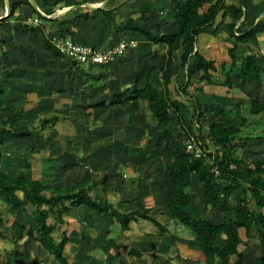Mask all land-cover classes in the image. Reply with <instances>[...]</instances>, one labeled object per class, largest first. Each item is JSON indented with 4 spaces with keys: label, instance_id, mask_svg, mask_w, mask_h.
Here are the masks:
<instances>
[{
    "label": "trees",
    "instance_id": "obj_1",
    "mask_svg": "<svg viewBox=\"0 0 264 264\" xmlns=\"http://www.w3.org/2000/svg\"><path fill=\"white\" fill-rule=\"evenodd\" d=\"M52 1L44 0L47 4ZM102 1L104 0H82L68 5ZM20 5L21 3L10 2L8 16H13ZM246 7L247 0H237L232 3H228V0L177 1L174 12L179 31L175 33H165L160 28L153 32L147 25L139 26L133 18H130L120 29L140 32L152 43L165 44L166 56L160 64L148 66L142 64L131 85L128 84L123 90L118 89L112 99L90 103L88 105L90 110L86 114L87 117H91L94 108L125 105L130 101L142 100L145 103L144 111L151 126L150 131L154 132V135L147 137L145 146L137 147V150L139 153L145 152L143 153L145 160L152 155H156L159 161L165 160L162 168L167 177L163 179L166 185L162 182L163 187L167 188L164 213L169 219L188 228L190 238L187 240L197 242L205 256V264H246L245 255L240 249L244 241L240 233L242 228L247 237L244 244L249 242L254 233L264 241V158L246 160L240 152L241 149L236 147L239 141L252 138L264 139V133L256 137L242 135L243 129L249 125L253 116L260 113L264 115V103L260 98H253L249 102L250 106L244 108L240 123L234 124L226 116L235 115L241 107L240 103L230 104V109L223 104L221 114L225 118H213L215 116L213 108H207L199 96L191 91L193 88L202 94L205 84L232 89L236 75L249 82L261 81L264 66L260 65L259 55L253 48L258 42L257 25L246 28V20L243 18ZM35 11L42 17L38 10ZM220 17L222 21L226 19L224 32L233 42L228 47L230 60L222 62L224 78L217 82L214 76L218 70L216 61L201 52L197 42L198 37L207 28L214 26ZM76 18L83 21L103 18L99 25L103 28L112 19L110 10L104 6L91 12L81 13ZM44 20L48 18L43 17L42 21ZM59 22L62 25V32H65L63 27L68 20H59ZM25 27L31 29L33 33L37 32L35 26L28 24ZM43 40L45 46L55 55L69 61L67 73L73 66L79 64L67 58L45 34ZM112 45L94 44L93 46L106 49ZM242 45H246L247 48L245 53L240 55ZM178 71L182 72V80L173 88L174 78L179 76ZM86 78L89 90H97L104 84L102 74L88 72ZM3 94L5 90L0 88V103ZM175 94L188 97L190 104L179 99ZM184 109L187 110L186 114ZM20 116L21 110L0 115V201L12 210L30 212L34 222V224H23L17 220L13 221V229L20 228L17 240L26 238L28 241L39 242L49 254L53 255L55 261L69 264L65 249L71 237L67 231H63L59 238L56 233L59 229L58 225L65 224V216L70 215L72 209L80 207H86L100 217L108 215L110 226L106 230V240L98 244L109 255L112 254L109 253L108 246L116 252L122 246L116 238L118 236L113 235L116 223L124 232L131 229L132 222L145 219L159 227L160 234L168 231L155 216L158 210L155 209L156 213H152L151 208L145 203V198L141 197L137 200L138 209L121 210L107 196H102L98 192L99 180L85 179L72 185L62 186L8 173L3 169L7 141L28 139L35 133L34 130L29 131L28 127L16 126ZM208 119H211L209 123L206 122ZM261 119L264 120V117ZM40 121L41 131L47 128L53 129L58 116L41 118ZM31 125L34 127L33 124ZM196 132L200 140L210 139L215 147V154L211 153V155L215 165L220 169L218 175L207 167L206 158L192 160L186 151L187 138ZM47 149L45 145H33L31 153ZM121 159V162L127 161L124 157ZM145 176L148 180L153 178L150 173ZM194 179L200 186V201L194 196ZM134 202V200H126V204L130 206ZM210 208L223 215L222 221L207 216L206 212ZM0 237H3L1 232ZM83 239L88 244L93 242V239L86 235ZM106 243L107 246L104 247ZM142 246L143 249L148 248ZM155 248L156 246L151 245L145 250L152 251ZM132 254L143 257V251L139 249L133 250ZM258 260L260 264H264V253Z\"/></svg>",
    "mask_w": 264,
    "mask_h": 264
},
{
    "label": "crops",
    "instance_id": "obj_2",
    "mask_svg": "<svg viewBox=\"0 0 264 264\" xmlns=\"http://www.w3.org/2000/svg\"><path fill=\"white\" fill-rule=\"evenodd\" d=\"M34 1L37 3L38 12L42 17L37 15L35 11L37 9L32 4V0H0V88L5 90V94L1 97L0 115H8L16 110H21V116L16 126L28 128L32 127L31 124L36 127L35 123L37 121L41 126V118L58 116L55 127L51 129L53 130L52 132L48 134L45 133L44 135L43 132L39 130V138L41 140H51L52 137H54L53 140L56 142H60L61 138L56 130V125L61 120L70 119L76 131L71 135L65 136L64 142L80 143L85 149H87L86 144L89 142L87 139H97L102 142L103 138H107L111 135L113 145H106V148L111 149L110 151H112L114 155L117 154L120 162L122 160L121 158L124 157L126 160L128 155L131 156V154L133 155L136 153L135 156H132L133 158L129 159H142V165L138 170H141V168L145 170L150 165H156L152 172H156L157 177L155 176L148 180L150 182H148L149 184H147L145 180L139 183L137 187L142 188L144 192L141 191L140 197H136V199L133 196L127 199L135 201L131 206L136 205L137 207L136 202L141 197L145 198L146 203V199L149 197L161 196L162 199L154 198V202L158 201L166 208L165 201L167 199L164 200L163 195L165 196L167 188L163 187L162 182L166 185V181L164 180L167 177L164 174V169L161 171L158 170L159 160L157 156L152 155L149 159L145 160L143 155L145 152L140 151L139 153L137 149L135 152H131L130 148L125 149L122 146V144H127L129 147L130 142H128V138L130 137V141H132L133 134H137L135 132H138L140 135L138 141H141L140 144L144 138L154 135V132L150 131L151 126L148 122V117H146L147 114H144L146 121L142 119L137 121V118L134 120L135 126H131L137 127L138 131L135 130L133 132H124L122 126L126 124L127 121H123L121 125L119 120H115L114 117V113H117V111L119 117V110L122 109L125 111L124 108L132 113H143L145 103L142 102V100L130 101L125 105H115L109 108H94L92 109L91 117H87L86 114L90 110L88 109L90 103L104 99H112L118 89L123 90L126 85H131L142 64L147 66L150 64H160L166 56L167 46L165 44L152 43L148 41L142 33L133 32L130 29L121 30L120 27L127 24L130 18H133L137 25H147L153 32H156L158 28L165 33L178 32L179 26L175 21L174 8L176 2L182 0H104L106 1L104 7L110 10L112 17V19L107 22L105 28L99 26L103 18H93L87 21H83L82 19L77 20L76 18V16L81 13L91 12L93 9L98 8L96 6L103 4L104 1L74 4L70 6L68 5L69 3L80 2L82 0H53L49 4L45 3L44 0ZM236 1L237 0H228V3ZM10 2L21 3L11 17L8 16L10 14ZM83 6H90L92 9L83 11ZM43 17L48 18V20L42 21ZM243 18L246 20V28L257 25L256 35L258 42L255 43L253 48L259 55L260 65L264 66V0H247V7ZM36 19H40L41 22L35 24L34 21ZM64 19L68 20V22L63 27L65 32H62V25L59 20L61 21ZM221 19L222 17H220L214 26L207 28L205 32L201 34V49L205 51L208 58H212L216 61L218 67L217 72L214 73L215 79L217 78L216 73L219 72L218 75L224 78L222 61L230 60V58H227V56L229 57L228 47H230L233 42L232 38L228 37L224 32V23L226 19L224 21ZM28 24L37 27V32L33 33L31 29L25 27V25ZM43 34L49 37L55 44L57 42L69 40L89 45L100 44L102 46L126 42L128 43V47L122 54L118 55L108 64L92 65L79 63L73 66L70 72L67 73L69 61L55 55L45 46ZM224 46L226 47V58H223L225 54L223 50L220 49ZM246 48V45L241 46L240 55L245 53ZM88 72L103 75L104 84L99 89L89 90L87 88L86 74ZM237 76L238 75L234 76V82H237L236 87L242 92V96H247L246 101L249 103L254 98H252V94L257 92L261 88V85H264V74L262 75L261 81L258 83L249 82L245 79L242 80ZM216 80L217 82L222 81ZM212 85L214 86L215 84H205L203 87L204 92L197 95L199 98L203 95L205 100L202 103H205L207 108H213V111H215V116L213 118H225L221 114L223 111L221 106L225 104L228 106L227 109H230V104H241L243 100H240L237 96L234 97L232 101H229L228 97L219 96L224 99L220 100L216 98V96L214 97L215 92L214 94L210 93ZM31 95L35 96L33 101H31L32 99L30 98ZM213 98L215 101H213ZM263 98L264 97H260L261 101L264 103V100H262ZM28 104L30 105L29 107H27ZM240 108L236 111L235 115L226 116L234 124H236L235 119H239L240 123L242 115V113H240ZM132 113H126L127 119L130 122L133 120ZM62 116H64V119H62ZM211 119H208L206 122L209 123ZM100 120L102 124H98ZM259 120L262 121L263 119H257V121ZM250 123H252V118ZM34 136L37 138L38 134H33L32 137ZM32 137L28 139L32 140ZM142 137L143 139H141ZM33 145L34 144H32L31 147ZM101 148L104 149V146H101ZM6 149L7 148H5V150ZM115 149H117V151ZM4 157H6V154ZM26 159L24 160L30 162L28 156ZM62 160L61 163L63 165L68 163L64 157ZM79 160L84 161L83 156L79 157ZM130 164H133L135 169L138 166V164L135 163ZM4 167L3 164V169ZM69 167L70 164L69 166L67 165L64 170ZM62 171L63 170H61V172ZM194 180L196 181V179ZM133 183L134 181L132 180L131 184L134 187ZM142 183L144 185H142ZM209 210L206 212L207 216L210 214ZM210 215L214 216L216 218L215 220L222 221L223 215L219 214L217 211L214 210ZM166 217L168 218L167 220H171L167 215ZM187 244L191 249L201 251L196 241L191 242L187 240ZM117 253H119V251L111 253V258L115 259L118 255Z\"/></svg>",
    "mask_w": 264,
    "mask_h": 264
},
{
    "label": "rangeland",
    "instance_id": "obj_3",
    "mask_svg": "<svg viewBox=\"0 0 264 264\" xmlns=\"http://www.w3.org/2000/svg\"><path fill=\"white\" fill-rule=\"evenodd\" d=\"M88 9L92 8L90 6L82 7L83 11ZM34 23L38 24V21L35 20ZM200 45L201 35L198 37L197 47L201 52L205 53ZM225 48V46L220 48L223 50L224 54L226 53ZM225 56L226 54L223 58ZM227 58L229 57L227 56ZM219 73H216V79L222 80L223 76L218 75ZM178 74L179 76L174 78L172 85L173 88L175 85L177 86V83L180 80H182V73L178 71ZM236 85L237 82H234V87L232 89L212 85L213 91L210 90V93L214 94L215 92L214 97L216 96V98L220 100L224 99L219 96H226L229 98V101H232L234 97L238 96L240 100H243L240 108V113H243L245 110L244 108H248L250 105L246 101L247 96H242V92L237 89ZM126 87H128V85H126ZM191 91L193 94H199L198 91L193 88H191ZM175 96L185 101L187 104H190L187 99L188 97L186 98L184 95L177 94H175ZM34 97V95H31L30 98L32 100H30L33 101ZM253 97H264V85H261V88L252 94V98ZM200 99L202 102L205 100L203 95L200 96ZM262 100H264V98ZM213 101H215L214 98ZM29 106L30 105L28 104L27 107ZM124 110L125 111L122 109L119 110V117L118 111L117 113L115 111V113L113 112L115 114V120L118 119L121 125L123 121L128 122L129 125L126 122V124L122 126L124 132H133L137 130V127H134V120L136 118L137 121L139 119L146 121L144 116V114L146 115L145 111H143V113L140 112L139 114L137 112L132 113L125 108ZM184 112L186 114L187 110L184 109ZM126 113L133 114V120L131 119V122L128 121ZM262 117L263 114L252 117V123H249V125L243 129L242 135L252 137L259 134L262 135L264 133V120L257 121V119H261ZM62 119H64V116H62ZM235 123L239 124V119H235ZM35 124L36 127H29L28 130H34V134H38L37 138L34 136L32 137V140L10 139L7 141L4 169L10 174L41 179L47 184H60L62 186L72 185L80 180L96 179L100 181V184L97 187L98 192L102 196H107L109 200L121 210L137 209L136 205L131 207L126 204V200L132 196L136 199V197H140L141 191L144 192L142 188L137 187L139 186V183H141V181L144 182V180L147 184L150 183L144 175L150 173L153 178L155 176L157 177L156 172H152L156 165H150L145 170H142V168L141 170H138L142 165V159H129L133 158L132 156H135L136 153L133 155L130 153L131 156L128 155V158L126 159L127 161L124 163L120 162L118 155H114V153L110 151L111 149H107L106 147L102 149L101 146L110 145L109 143H111V145L113 144L111 141V135L107 138H103L102 142L97 139H87L89 142L86 144L87 149H85L80 143L75 144L64 142L65 136L71 135L76 131V128L70 119L61 120L56 125L58 135L61 138L63 135L62 140L60 138V142L53 140L54 137H52L51 140H41L39 138V130H41L40 123L37 121ZM98 124H102L101 120L98 121ZM131 125L134 126L132 127ZM173 126L174 124L172 123V127ZM52 131L53 130L50 128H47L42 132L45 135V133L48 134ZM135 133L137 134H133L132 141H130V137L128 138V142H130L129 147L127 144H122L125 149L130 148L131 152H135L137 147H144L146 142V138L143 139L142 137L141 139H143V141L140 144L141 141L138 142L140 135L138 132ZM32 144L37 146L44 144L47 145L49 149L38 153H31ZM236 147L241 149L240 152L246 160L254 161L256 159L264 158V139L252 138L248 139V141L246 140V142L239 141L238 144H236ZM115 150L117 151V149ZM27 156L29 157L30 162L24 160ZM81 156H83L84 161L79 160V157ZM63 157L68 162L66 165L61 163ZM158 162V170H160L164 167L165 160L163 159ZM130 163L138 164L137 168L135 169V166ZM69 164L70 167L64 170ZM61 170H63V173ZM132 180L134 181V187L131 184ZM142 185L144 184L142 183ZM199 187V184L195 181L193 190L197 201H200L201 199V190ZM132 188L135 189L133 190ZM130 191H133L134 193ZM154 198L162 199L161 196H152L146 199V203L148 207L151 208L152 213H156L155 209L158 210V213L155 215L168 231L165 234H160L159 227L145 219L132 222V229L128 232H123L119 224H114L115 229H113V235L118 236L116 238L122 245L115 259L111 258V256L108 255V253L98 244V242H105L106 240V230L108 226H110L108 215L105 217L94 215V213L86 207L72 209L70 216H65V224L58 225L59 229L56 233L57 238L61 236L63 231H67L68 234L71 235V242L73 243L70 242L67 244L65 249L69 264H205V256L203 252L191 249L187 244V239L190 238L188 228L177 224L173 220H167L168 218L164 213V205L158 201L154 202ZM163 198L164 200L167 199V195H163ZM214 210V208H210L209 213L211 214ZM210 214H208V217L216 219ZM16 220L23 224H34L30 212L12 210L0 201V232L3 235V237H0V264H60L54 260L53 255L49 254L39 242L28 241L26 238L17 240L16 237L20 234V228L16 227L13 229V221ZM240 233L243 237L242 239L245 241L247 237L244 228L240 230ZM83 235L92 238L93 242L91 244L86 243L82 238ZM145 236L149 237L146 238ZM244 241L241 244L240 249L245 255L246 264H260L258 259L259 256L264 253V241L261 240L256 233H254L248 243L244 244ZM142 245H145L148 248H150L151 245H154L156 248L152 251H147L145 249L148 248L143 249ZM106 246L107 243L104 247ZM107 249L110 253L116 252L113 248H110V246H108ZM136 249L143 251L142 258L132 254L133 250Z\"/></svg>",
    "mask_w": 264,
    "mask_h": 264
},
{
    "label": "built area",
    "instance_id": "obj_4",
    "mask_svg": "<svg viewBox=\"0 0 264 264\" xmlns=\"http://www.w3.org/2000/svg\"><path fill=\"white\" fill-rule=\"evenodd\" d=\"M40 23V19H36ZM62 53L80 64L104 65L110 63L118 55L122 54L128 47V43L120 42L106 49H99L93 45L74 42L72 40L57 42ZM186 151L192 160L206 158L207 167L216 175L220 169L215 165L211 153L215 154V147L211 144L210 139L200 140L198 133L190 134L186 140Z\"/></svg>",
    "mask_w": 264,
    "mask_h": 264
},
{
    "label": "water",
    "instance_id": "obj_5",
    "mask_svg": "<svg viewBox=\"0 0 264 264\" xmlns=\"http://www.w3.org/2000/svg\"><path fill=\"white\" fill-rule=\"evenodd\" d=\"M107 1V0H106ZM106 1H104L103 2V4H101V5H99V6H96V7H101V6H105V4H106ZM32 4L34 5V7L38 10V6H37V3L34 1V0H32ZM96 7H94V8H96Z\"/></svg>",
    "mask_w": 264,
    "mask_h": 264
}]
</instances>
